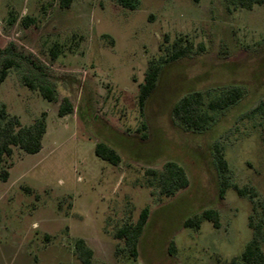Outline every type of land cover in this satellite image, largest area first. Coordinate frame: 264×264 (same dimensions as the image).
Masks as SVG:
<instances>
[{
	"label": "rangeland",
	"instance_id": "374dc122",
	"mask_svg": "<svg viewBox=\"0 0 264 264\" xmlns=\"http://www.w3.org/2000/svg\"><path fill=\"white\" fill-rule=\"evenodd\" d=\"M132 10L116 0H0V62L14 55L18 67L0 84V111L30 125L43 113L47 132L38 154L19 148L0 176V264H81L79 238L93 250L92 264H232L252 239L250 218L264 208V5L234 9L225 0H137ZM34 23L26 28L23 20ZM183 37L195 53L166 65L157 89L138 107L148 62L163 54L166 38ZM62 54L50 55L54 44ZM164 49V48H163ZM48 81L58 102L29 89L25 77ZM241 86L244 97L216 114L204 133L186 130L172 115L184 95ZM74 106L60 118L61 101ZM104 143L121 156L113 167L95 154ZM219 145L232 185L220 197L215 160ZM173 161L189 186L164 197L148 185V170ZM150 213L133 260L116 237L142 210ZM204 221L185 228L205 210ZM264 249V242H263Z\"/></svg>",
	"mask_w": 264,
	"mask_h": 264
},
{
	"label": "trees",
	"instance_id": "16d2710c",
	"mask_svg": "<svg viewBox=\"0 0 264 264\" xmlns=\"http://www.w3.org/2000/svg\"><path fill=\"white\" fill-rule=\"evenodd\" d=\"M72 1L60 0V7L67 9ZM116 1L121 6L132 10L138 6L137 0ZM192 1L200 2V0ZM225 3L234 9L252 10L255 6L264 5V0H225ZM33 23L34 20L30 17L23 20V25L26 28ZM164 44L163 54L148 62L144 81L139 86L137 102L141 112L145 110L148 99L157 89L163 68L180 59L189 58L195 53L194 45L183 37L175 38L173 41L166 38ZM62 52L61 45L57 43L50 49L53 60L59 58ZM18 66L14 55L4 57L0 62V84L6 80L10 70ZM24 83L29 89L37 91L48 102H58L56 90L48 81L36 80L34 77L27 76L24 78ZM243 97L244 89L241 86L222 88L213 95L202 91L190 92L176 102L172 109V115L186 130L201 134L211 127L216 114L235 106ZM73 112L74 106L71 101L64 98L60 103L58 116L63 118ZM254 113L264 117V100L260 101ZM46 116L43 113L32 124L24 125L18 116L9 114L5 108L0 111V176L3 181L8 178V173L4 170L5 162L12 156L14 148H19L28 155H35L41 151L43 138L47 132ZM95 154L113 167H119L122 162L118 152L104 143L96 144ZM215 160L221 177V198L230 188H233L240 196L255 197L253 191L232 185L229 164L219 145L215 146ZM146 173L148 185L158 188L160 194L167 198L174 197L180 191L185 190L190 183L185 169L173 161L165 163L162 170H148ZM149 213V207L144 208L136 221L124 223L115 233L116 239L123 244L129 256L135 261L139 257L140 241L147 225ZM204 221L212 223L215 228L220 227L219 214L212 209L205 210L199 216L188 218L184 222V227L199 229ZM249 227L253 231L252 239L247 243L241 255L232 260V264H264V208L259 220L253 221L252 217L250 218ZM74 248V255L81 264H92L94 252L84 239H77Z\"/></svg>",
	"mask_w": 264,
	"mask_h": 264
}]
</instances>
